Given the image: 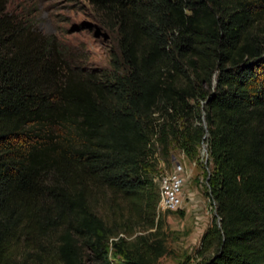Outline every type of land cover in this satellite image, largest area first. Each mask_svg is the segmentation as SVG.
<instances>
[{
	"label": "trees",
	"instance_id": "obj_1",
	"mask_svg": "<svg viewBox=\"0 0 264 264\" xmlns=\"http://www.w3.org/2000/svg\"><path fill=\"white\" fill-rule=\"evenodd\" d=\"M86 1L106 70L0 0V264H108L110 244L153 264L162 242L126 246L118 219L154 225L159 160L200 165L203 142L197 264H264V0Z\"/></svg>",
	"mask_w": 264,
	"mask_h": 264
},
{
	"label": "rangeland",
	"instance_id": "obj_2",
	"mask_svg": "<svg viewBox=\"0 0 264 264\" xmlns=\"http://www.w3.org/2000/svg\"><path fill=\"white\" fill-rule=\"evenodd\" d=\"M6 1L9 12L23 16L35 31L57 36L82 65L98 70L109 68L111 54L116 49L115 37L100 25L86 0ZM170 152V164L159 160L158 173L153 176L154 182L159 191L158 177L172 169L176 163H181L186 176L182 207L164 212H159L156 208L154 225L151 224V219L137 221L135 217L124 224L121 217L118 220L123 230L118 237L126 241V246H130L137 236L145 237V241L148 242L155 239L162 242L163 255L153 264H197L199 257L196 250L199 248L203 232L216 217L215 206L210 196H207L208 186L203 177L202 165L206 164L207 159L203 160L205 157L203 148L199 151L200 165L187 159L174 146H171ZM156 225H160L157 230ZM117 239L112 237L110 242ZM110 245L108 264H134L125 258L121 251ZM84 252L83 264H102L93 253L88 250Z\"/></svg>",
	"mask_w": 264,
	"mask_h": 264
},
{
	"label": "built area",
	"instance_id": "obj_3",
	"mask_svg": "<svg viewBox=\"0 0 264 264\" xmlns=\"http://www.w3.org/2000/svg\"><path fill=\"white\" fill-rule=\"evenodd\" d=\"M200 148H203L205 152L204 159L202 157L201 159L205 160L206 158L208 160L206 142H203ZM158 180L159 200L157 203V211H174L181 208L183 203V186L186 181L184 166L181 163H176L172 169L162 173L158 177ZM212 202L214 204L213 200Z\"/></svg>",
	"mask_w": 264,
	"mask_h": 264
}]
</instances>
